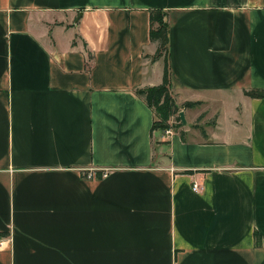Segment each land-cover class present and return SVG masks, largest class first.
I'll use <instances>...</instances> for the list:
<instances>
[{
	"label": "crops",
	"instance_id": "0c3cea01",
	"mask_svg": "<svg viewBox=\"0 0 264 264\" xmlns=\"http://www.w3.org/2000/svg\"><path fill=\"white\" fill-rule=\"evenodd\" d=\"M151 10L201 104L171 135L136 93ZM0 238V264H264V0H0Z\"/></svg>",
	"mask_w": 264,
	"mask_h": 264
},
{
	"label": "trees",
	"instance_id": "16d2710c",
	"mask_svg": "<svg viewBox=\"0 0 264 264\" xmlns=\"http://www.w3.org/2000/svg\"><path fill=\"white\" fill-rule=\"evenodd\" d=\"M167 13L161 10H151L149 14L150 31L149 39L156 44V52L152 57V61L158 59L163 60L162 82L158 86L147 87L137 90V95L143 99L149 108L152 109L154 120L151 131H166L169 129V121H175V127L179 128L182 123L178 113L181 109L193 108L199 103L185 102L180 107L176 104L175 98L171 93L169 81V65H168V28ZM247 95H253L248 93ZM203 134V132H202ZM181 138L183 134L180 132ZM255 242L258 243V235L254 234Z\"/></svg>",
	"mask_w": 264,
	"mask_h": 264
},
{
	"label": "rangeland",
	"instance_id": "374dc122",
	"mask_svg": "<svg viewBox=\"0 0 264 264\" xmlns=\"http://www.w3.org/2000/svg\"><path fill=\"white\" fill-rule=\"evenodd\" d=\"M201 105V104H199ZM217 107H211V106H205V107H198L199 110L201 111H206V117L204 116L203 112L202 115L204 116L203 119H200L202 118L203 116H200L199 119L197 118L196 121H194L193 124V128L195 127L196 129L197 128H200V129H205L206 127L208 128L209 126H213L215 124V114H216V109ZM230 109V102L227 103V108L226 110H229ZM222 122L224 123V120H222Z\"/></svg>",
	"mask_w": 264,
	"mask_h": 264
},
{
	"label": "built area",
	"instance_id": "2783aa9c",
	"mask_svg": "<svg viewBox=\"0 0 264 264\" xmlns=\"http://www.w3.org/2000/svg\"><path fill=\"white\" fill-rule=\"evenodd\" d=\"M165 134L171 135V129L166 130ZM192 189H193V191H197L198 190V186L196 184H194ZM7 244H8V240L7 239L0 238V250L5 249Z\"/></svg>",
	"mask_w": 264,
	"mask_h": 264
},
{
	"label": "water",
	"instance_id": "95a60500",
	"mask_svg": "<svg viewBox=\"0 0 264 264\" xmlns=\"http://www.w3.org/2000/svg\"><path fill=\"white\" fill-rule=\"evenodd\" d=\"M178 116H179V119H180L181 123L183 125H185V118H184L183 112L182 111H179Z\"/></svg>",
	"mask_w": 264,
	"mask_h": 264
}]
</instances>
